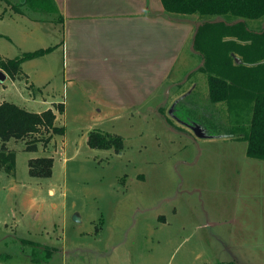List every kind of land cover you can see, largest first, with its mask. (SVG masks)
Segmentation results:
<instances>
[{"label": "rangeland", "instance_id": "1", "mask_svg": "<svg viewBox=\"0 0 264 264\" xmlns=\"http://www.w3.org/2000/svg\"><path fill=\"white\" fill-rule=\"evenodd\" d=\"M19 1L0 0V58L48 51L22 64L37 85L30 90L8 77L0 84V102L36 113L51 109L65 134L45 130L6 144L15 169L8 174L0 167V264H264V160L247 156L245 139L254 102H211L213 73L202 69L205 55L188 43L161 107L105 106L74 76L77 61L63 49V26L48 19L58 15L14 9ZM187 20L196 34L206 32L205 50L252 63L249 79H264V58L248 62L235 49L244 50L250 40L229 29H211L215 37L209 38L205 20ZM225 20L207 24L229 28L239 22ZM245 22L249 31L264 34V20ZM261 39L256 49L264 47ZM190 123L208 137H197ZM93 131L121 136V153L115 151L118 141L108 149L90 148ZM33 143L38 151L26 150ZM39 157L54 159L51 177L30 176L28 162ZM27 241L57 252L49 262L33 261Z\"/></svg>", "mask_w": 264, "mask_h": 264}, {"label": "crops", "instance_id": "2", "mask_svg": "<svg viewBox=\"0 0 264 264\" xmlns=\"http://www.w3.org/2000/svg\"><path fill=\"white\" fill-rule=\"evenodd\" d=\"M55 2L62 19L49 21L63 26V49L77 61L73 74L86 82L94 99L110 107L166 103L167 80L180 69L185 46L192 49L189 18L165 14L160 0ZM13 81H24L30 90L37 85L24 72Z\"/></svg>", "mask_w": 264, "mask_h": 264}, {"label": "trees", "instance_id": "3", "mask_svg": "<svg viewBox=\"0 0 264 264\" xmlns=\"http://www.w3.org/2000/svg\"><path fill=\"white\" fill-rule=\"evenodd\" d=\"M165 14L169 16L177 15L183 16L184 19L194 18L196 24L205 20V26L209 33V38L214 33H220L226 29L230 30L240 40H250L251 43L245 46L235 47L240 52L244 59L248 62L257 61L264 58L262 49L259 42L262 41L263 35L255 34L249 31V24L245 21H258L264 20V0H160ZM20 5L13 4V8L19 11L24 10V6H28V11L34 13L36 16L39 14H59V8L55 0H20ZM35 16V17H36ZM220 20L222 18L233 21L238 20L234 27H226L222 23L207 24V21ZM44 19V18H42ZM49 20L53 19L48 18ZM57 20V19H56ZM225 20V21H226ZM227 21V22H228ZM260 26V24H255ZM256 30L259 27L254 28ZM196 27L194 29V33ZM206 37V32L201 29L193 38L196 49L200 50L205 55L204 65L202 69L208 73H213L208 76L209 86V99L213 103H221L225 101L233 102L234 100L242 99L243 101L254 102L252 118L250 122L249 132L245 137L248 142L247 156L259 160H264V79L258 80V75H253L252 79L249 77L247 70L253 67L243 64H236L232 59H226L220 54H216L214 48L205 50L201 45V40ZM215 37V34L212 35ZM48 50L40 49L32 54H27L23 57L2 60L0 58V69H2L10 79L15 80L19 75H22V64L25 60L40 57L47 53ZM211 54H207V52ZM216 54V55H215ZM256 66V65H255ZM227 71H224V70ZM253 70V69H250ZM220 74L222 76L216 75ZM246 96V97H245ZM58 111L64 112V106L58 105ZM56 114L51 110H45L40 113L30 112L14 103L7 101L0 102V139L2 146L0 148V167L8 174L14 172L15 169V154L7 149L6 144L11 140H26L42 131L50 132L51 134L64 135V127L55 126ZM191 124V123H190ZM185 126V125H184ZM188 127V126H187ZM240 139V138H237ZM44 139L43 141H47ZM118 141L116 153H121L124 148V141L121 136H116L111 139L108 135H101L97 132H91L88 136L87 144L92 149H108ZM26 150L37 152L38 147L36 143L30 144ZM54 159L52 157H39L30 159L29 174L31 177L48 178L52 175ZM28 246H31L30 257L36 262H49L52 256L57 252L55 248L42 245L38 242L27 241ZM42 253V256H38Z\"/></svg>", "mask_w": 264, "mask_h": 264}, {"label": "water", "instance_id": "4", "mask_svg": "<svg viewBox=\"0 0 264 264\" xmlns=\"http://www.w3.org/2000/svg\"><path fill=\"white\" fill-rule=\"evenodd\" d=\"M8 78V75L2 70L0 69V84L5 82ZM187 126L193 131V133L199 137V138H207L208 134L206 133L205 129L198 125V124H187ZM73 220L75 222L80 221V217L75 214L73 217Z\"/></svg>", "mask_w": 264, "mask_h": 264}]
</instances>
